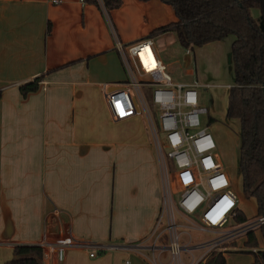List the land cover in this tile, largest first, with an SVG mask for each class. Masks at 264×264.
I'll list each match as a JSON object with an SVG mask.
<instances>
[{
  "label": "crops",
  "instance_id": "crops-1",
  "mask_svg": "<svg viewBox=\"0 0 264 264\" xmlns=\"http://www.w3.org/2000/svg\"><path fill=\"white\" fill-rule=\"evenodd\" d=\"M251 14L261 25L260 11ZM175 21L173 9L157 0H123L109 15L81 0H0V264L12 259L17 245L58 237L57 227L44 220L52 208L63 212L74 239L105 248L95 258L71 248L63 264H153L149 254L171 264L170 236L168 245L148 244L160 217L168 223L152 139L133 132L138 118L113 121L103 85L125 81L115 41L178 42L175 33L148 38ZM233 41L230 36L204 47L222 44L227 52L232 83L222 85L228 86L226 108ZM36 78L43 84L23 98L20 87ZM233 188L237 210L254 219L255 199L243 196L242 183L239 191ZM191 224L170 230L182 248L178 259L172 257L176 264H204L214 253L226 264H252L248 252L264 250L258 229V249L244 247L245 234L233 248H212L211 240L187 232ZM40 262L48 263L43 256Z\"/></svg>",
  "mask_w": 264,
  "mask_h": 264
},
{
  "label": "built area",
  "instance_id": "built-area-1",
  "mask_svg": "<svg viewBox=\"0 0 264 264\" xmlns=\"http://www.w3.org/2000/svg\"><path fill=\"white\" fill-rule=\"evenodd\" d=\"M114 47L125 81L113 87L103 85L105 102L114 122L142 118L159 155L161 172L162 169L166 171L167 160L171 164L178 190L164 197L167 225L173 223L164 232L170 236L169 250L176 260L182 248L177 236L170 233L175 227V213L193 222L198 220V231L211 232L226 230L237 212L239 196L223 165L214 157L216 144L208 131L211 121L209 109L199 103L200 92L211 88L227 89L228 86L203 84L198 80L190 83L175 81L150 40L128 45L115 41ZM186 52L190 54V49ZM42 84L38 82V85ZM146 91L150 94L146 95ZM201 116L208 119L204 127ZM172 196L177 197L176 203ZM44 220L46 224L53 223L57 227L58 237L29 246L39 248L47 264H63L65 253L71 248L88 251L90 258L105 251L103 246L74 239L60 209L52 208ZM262 225L264 216L225 233L234 237ZM161 227L162 216L151 235L153 245L158 243L160 234L156 233ZM219 245L220 242L216 241L212 248Z\"/></svg>",
  "mask_w": 264,
  "mask_h": 264
},
{
  "label": "trees",
  "instance_id": "trees-1",
  "mask_svg": "<svg viewBox=\"0 0 264 264\" xmlns=\"http://www.w3.org/2000/svg\"><path fill=\"white\" fill-rule=\"evenodd\" d=\"M157 1L173 9L176 21L153 30L149 39L175 33L178 44L192 51L234 37L230 50L234 82L227 98L226 119L239 122L238 173L242 193L256 201L254 219L264 216V0ZM81 2L93 5L109 15L121 7L123 0ZM253 9L260 11L262 26L253 18ZM40 79L36 78L32 83L21 86V96L25 98L37 91ZM252 220L249 221L237 210L232 222L235 226H245ZM258 230L264 241V225ZM245 237L244 247L258 249L253 230L248 231ZM248 253L253 256L252 264H264V250ZM41 258L39 248L19 245L14 248L12 259L4 264H41ZM204 264L226 263L222 253H214Z\"/></svg>",
  "mask_w": 264,
  "mask_h": 264
},
{
  "label": "rangeland",
  "instance_id": "rangeland-1",
  "mask_svg": "<svg viewBox=\"0 0 264 264\" xmlns=\"http://www.w3.org/2000/svg\"><path fill=\"white\" fill-rule=\"evenodd\" d=\"M156 51H158L159 57L162 61L168 65V73L171 77L179 82H192L198 80L203 84H213V85H225L231 84L230 73L226 70L225 65V56L226 53L223 51L222 44L218 47H206L195 48L191 51L190 54H187L186 49H183L178 42H153ZM224 89L211 88L206 91L199 93V103L200 106L209 109V116L211 120L209 123V134L212 136L216 149L214 151L215 159L219 160L223 165L225 171L230 177L232 184L235 189L239 191L241 187V182L238 178V168H237V155H238V123L236 121H231L226 123V106H225V97L226 91ZM150 93L146 91V95ZM202 126L208 124V119L206 116L200 117ZM133 132H140L146 134L149 139L151 137L145 121L142 118H138L137 122L132 125ZM154 157L158 169L161 170V161L159 155L154 149ZM166 171L162 169V193H163V206L164 197H168L170 193L176 192L178 186L174 181V174L171 168L170 162L166 161ZM244 196V195H243ZM173 202L176 203L177 197H171ZM240 198V197H239ZM169 202V199L167 203ZM193 223L195 228H189L187 231L197 240H211L209 245L212 246V243L219 241V247L223 248H233V243L236 244V239L240 238L243 234H237L234 237H229V234H226V230H233L235 223H230L229 227L222 230H213L211 232H200L197 229H200V224L198 220L190 222L187 219L180 216L178 213H175V226H180L179 230L186 228L189 224ZM173 223L170 222L169 225ZM163 223L162 227L157 230L156 235H159L158 243L160 245L169 244V235L164 230L167 226ZM187 225V226H185ZM192 225V224H191ZM242 227V226H239ZM173 228V227H172ZM178 232V231H177ZM229 237V238H228ZM233 238V239H232ZM236 238V239H235ZM150 242V243H149ZM148 244L153 242L152 238L149 239ZM167 256V261L169 260L171 264H176V261L172 260L171 252L169 251ZM151 262L153 264H161L157 258H152L149 254ZM181 260L183 256H180ZM240 263L239 261L237 262Z\"/></svg>",
  "mask_w": 264,
  "mask_h": 264
},
{
  "label": "water",
  "instance_id": "water-1",
  "mask_svg": "<svg viewBox=\"0 0 264 264\" xmlns=\"http://www.w3.org/2000/svg\"><path fill=\"white\" fill-rule=\"evenodd\" d=\"M260 26H262V24Z\"/></svg>",
  "mask_w": 264,
  "mask_h": 264
}]
</instances>
